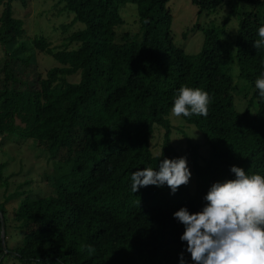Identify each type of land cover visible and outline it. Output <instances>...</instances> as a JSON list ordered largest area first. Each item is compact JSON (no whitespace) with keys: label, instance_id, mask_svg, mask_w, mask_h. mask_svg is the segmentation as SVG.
<instances>
[{"label":"trees","instance_id":"trees-1","mask_svg":"<svg viewBox=\"0 0 264 264\" xmlns=\"http://www.w3.org/2000/svg\"><path fill=\"white\" fill-rule=\"evenodd\" d=\"M13 1L0 0L3 47L25 34ZM224 1L192 0L199 13ZM169 2L61 0L65 11L74 13L73 23L84 28L68 32L62 48L53 49L44 37L34 40L60 65L34 78L23 72L29 57L9 58L0 66V134L21 133L44 145L51 159L72 163L69 173L53 179L48 196H25L14 217L0 202V264L8 256L20 264H180L181 252L192 264L180 240L184 225L173 214L182 207L202 211L213 183L235 179L233 165L264 176V98L255 87L264 77V48L253 47L264 26V0L230 1L236 8L252 5L240 19L235 55L223 48L220 28L205 31L197 54L177 46ZM126 3L137 5L140 33H125L119 43L116 29L125 22L121 6ZM235 61L238 77L252 87L244 111L236 108L229 73ZM73 75L79 80L70 81ZM182 86L211 97L207 117H184L208 146L200 164L189 145L196 190L189 195L184 185L173 195L165 185L133 193L132 172L158 171L163 159L181 157L168 116ZM156 126L166 130L159 153L151 145Z\"/></svg>","mask_w":264,"mask_h":264},{"label":"rangeland","instance_id":"rangeland-1","mask_svg":"<svg viewBox=\"0 0 264 264\" xmlns=\"http://www.w3.org/2000/svg\"><path fill=\"white\" fill-rule=\"evenodd\" d=\"M231 0H225L220 5L199 13V7L192 0H170L168 8L173 16L171 36L174 43L188 54L199 53L204 45L205 31L211 28H220L223 48L236 53V36L240 19L244 11L252 9V5L242 2L236 8ZM15 17L23 20L24 37L3 47L0 44V66L9 58L29 57L31 65L24 68V74L34 78L37 73L46 76L48 70L59 66V62L51 55L36 48V37H44L51 43L53 49L62 48L65 35L84 28L82 22H74V13L65 11L61 0H15L12 3ZM3 5L0 4V14ZM121 15L124 24L117 27L116 41L123 42V35H139L140 24L138 9L135 3H126L121 6ZM64 25H70L64 31ZM24 48L18 47L21 44ZM229 73L235 83L233 95L236 108L244 111L248 99L252 95V87L238 77L239 68L236 63L230 65ZM79 75L69 77L70 81H78ZM169 119L172 124L171 139L181 154L186 157L192 176L186 185L189 195L196 190V178L191 160L190 146L195 148L196 160L201 164L203 157L208 155V146L205 144L201 131L190 124L183 116L175 117L171 111ZM166 130L156 126L151 138L154 153L161 150ZM190 145V146H189ZM44 145L37 144L34 140L25 138L21 133L12 135L0 134V164L4 165L0 174V202H6L9 215L14 217L25 196L32 199L46 197L50 194L53 179L61 177L72 170V163L55 161ZM8 199L9 202H8ZM17 233H21L20 230ZM4 264H20L12 256L4 259Z\"/></svg>","mask_w":264,"mask_h":264},{"label":"clouds","instance_id":"clouds-1","mask_svg":"<svg viewBox=\"0 0 264 264\" xmlns=\"http://www.w3.org/2000/svg\"><path fill=\"white\" fill-rule=\"evenodd\" d=\"M258 36L253 42L257 50L264 48V26L259 27ZM255 87L264 98V77L256 80ZM210 103L206 91L182 86L171 113L178 118L207 117ZM158 167V171L143 168L132 172V192L167 185L174 195L190 182L192 173L186 157L165 158ZM230 171L235 179L213 183L203 198L207 203L202 211L191 213L182 207L173 214L184 225L180 240L186 243L192 264H264V176L248 175L235 165ZM180 264H187L184 252Z\"/></svg>","mask_w":264,"mask_h":264},{"label":"water","instance_id":"water-1","mask_svg":"<svg viewBox=\"0 0 264 264\" xmlns=\"http://www.w3.org/2000/svg\"><path fill=\"white\" fill-rule=\"evenodd\" d=\"M2 236H3V240L5 241V233H3ZM4 248H5L6 252H8V250H7V246H6L5 242H4Z\"/></svg>","mask_w":264,"mask_h":264}]
</instances>
